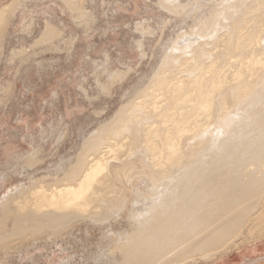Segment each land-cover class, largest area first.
Wrapping results in <instances>:
<instances>
[{
	"label": "bare ground",
	"instance_id": "6f19581e",
	"mask_svg": "<svg viewBox=\"0 0 264 264\" xmlns=\"http://www.w3.org/2000/svg\"><path fill=\"white\" fill-rule=\"evenodd\" d=\"M16 4L0 7V29ZM191 19L134 108L99 123L57 174L2 198L14 233L97 231L95 264L264 254L262 244L221 258L264 236V0H210Z\"/></svg>",
	"mask_w": 264,
	"mask_h": 264
},
{
	"label": "rangeland",
	"instance_id": "374dc122",
	"mask_svg": "<svg viewBox=\"0 0 264 264\" xmlns=\"http://www.w3.org/2000/svg\"><path fill=\"white\" fill-rule=\"evenodd\" d=\"M209 1L17 0L0 29V203L15 187L57 174L122 104L134 108L164 51ZM55 231L16 234L0 211V264H95L97 231L73 241ZM262 244L264 236L250 239L221 258ZM235 263L264 264V254Z\"/></svg>",
	"mask_w": 264,
	"mask_h": 264
}]
</instances>
